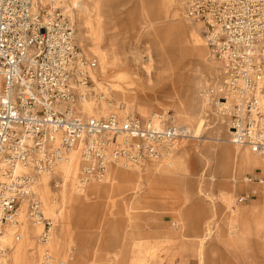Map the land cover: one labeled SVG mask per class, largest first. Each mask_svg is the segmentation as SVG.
Wrapping results in <instances>:
<instances>
[{"label": "rangeland", "instance_id": "374dc122", "mask_svg": "<svg viewBox=\"0 0 264 264\" xmlns=\"http://www.w3.org/2000/svg\"><path fill=\"white\" fill-rule=\"evenodd\" d=\"M64 2L91 78L106 97L94 106L96 116L156 114L185 126L188 135L156 162L115 165L103 181L77 191L72 152L43 177L42 195L53 210L43 213L53 221L50 238L40 242L42 225L24 214L11 237L7 225L0 235V262L42 264L49 253L52 264H264V168L260 159L240 165L235 156L226 165L217 151L222 142L235 145L226 123L199 96L217 67L201 24L184 17L180 0ZM247 193L245 202L237 201ZM49 196L60 211L54 213ZM29 227L36 234L25 240Z\"/></svg>", "mask_w": 264, "mask_h": 264}, {"label": "built area", "instance_id": "2783aa9c", "mask_svg": "<svg viewBox=\"0 0 264 264\" xmlns=\"http://www.w3.org/2000/svg\"><path fill=\"white\" fill-rule=\"evenodd\" d=\"M180 1L184 16L201 24L217 64L200 98L226 123L232 144L264 160V0ZM76 39L64 0H0V235L6 225H20L24 209L42 225L39 241H48L53 221L35 187L71 152L78 153L81 190L115 165L156 162L188 135L185 126L162 119L87 114L86 102L106 97ZM42 264H52L49 253Z\"/></svg>", "mask_w": 264, "mask_h": 264}, {"label": "bare ground", "instance_id": "6f19581e", "mask_svg": "<svg viewBox=\"0 0 264 264\" xmlns=\"http://www.w3.org/2000/svg\"><path fill=\"white\" fill-rule=\"evenodd\" d=\"M184 17L186 18V16H184ZM190 34H191V36L194 37V39L196 40V42L198 44L199 41H200V39H199V35L195 31V29L194 30L192 29V31L190 32ZM83 106H84V110H85V112L87 114H93V115L96 116V110L94 109L95 103L86 102ZM156 117H157L156 114H153V116H151V118L154 119V120H157ZM212 139L215 140L216 142H219V141L222 142L223 141L220 138H212ZM224 143H226V142H222L220 145H218V144L216 145V148H217L218 153L220 155H222V157L224 156V158H223L224 164L227 165L229 163L231 157L235 156L238 159V162H239L240 165H247V164L256 165V164L259 163V159L261 160L262 164L264 165V160L261 157H259L257 154H254L251 151H249L247 147H245L243 150H240V147H242V146H239V144H238V145H235V149H231L227 144H224ZM73 152H75V151H73ZM69 156H68V158L66 160H64L61 163H59L54 169H56V168L57 169H60L59 167H61L62 164L68 163L69 160H70ZM77 157H78V154L76 152V158ZM46 175H49V173H46V174H42L41 175V177H40L41 182L38 183L39 185H37V190H38V192H39V194H40V196L42 198L41 200L43 202L42 203L43 204V207L42 208H43V213L44 214H45L46 209H47V206H48V204L45 203L44 196L42 195V188H43V186H45V185L48 186V182H47L48 179L46 180V182L43 181V177L46 176ZM63 176L65 178V175L64 174H63ZM72 187H73V184H72ZM74 187H76V186H74ZM72 190L77 191L78 189L77 188L76 189L73 188ZM225 199L227 201L230 200L228 195L225 196ZM47 202L50 205H56V209H55L54 213L56 212V210L58 208H59V211L63 208V207H58L57 206V203L55 201V198H53V197H50L49 196V199L47 200ZM48 209H49V207H48ZM48 211H50L52 213L53 210L51 209V210H48ZM68 213L69 212L63 213V216L66 217L68 215ZM24 214H26V213L24 212V209H22L20 211V214H19V217H18V220L21 219L20 226L23 225V223L25 222V220H24V218H25L24 217ZM34 224L40 225L39 223H34ZM12 230H13L12 229V226L11 225H7V234L5 233V235H7L8 238L11 237V231ZM235 230L232 229V227H230V232L229 233L232 234V235H234L235 234V232H234ZM33 234H36V232L32 231L31 228L29 227V232L27 230L25 231V234L23 235V239L27 240L28 239V236L33 235ZM21 236H22V234H21Z\"/></svg>", "mask_w": 264, "mask_h": 264}, {"label": "crops", "instance_id": "0c3cea01", "mask_svg": "<svg viewBox=\"0 0 264 264\" xmlns=\"http://www.w3.org/2000/svg\"><path fill=\"white\" fill-rule=\"evenodd\" d=\"M249 150V149H248ZM250 151V150H249ZM260 163V162H259ZM262 163V162H261ZM263 165V164H262ZM263 168H264V165H263ZM236 236L239 237L240 236V233H236Z\"/></svg>", "mask_w": 264, "mask_h": 264}]
</instances>
